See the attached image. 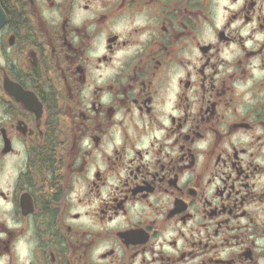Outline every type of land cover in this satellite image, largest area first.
Wrapping results in <instances>:
<instances>
[{
  "label": "flooded vegetation",
  "instance_id": "obj_1",
  "mask_svg": "<svg viewBox=\"0 0 264 264\" xmlns=\"http://www.w3.org/2000/svg\"><path fill=\"white\" fill-rule=\"evenodd\" d=\"M0 264H264V0H0Z\"/></svg>",
  "mask_w": 264,
  "mask_h": 264
}]
</instances>
